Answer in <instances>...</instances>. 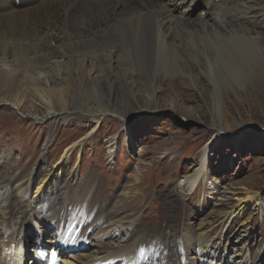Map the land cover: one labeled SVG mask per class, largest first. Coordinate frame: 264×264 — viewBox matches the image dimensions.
I'll use <instances>...</instances> for the list:
<instances>
[{"label":"rangeland","instance_id":"1","mask_svg":"<svg viewBox=\"0 0 264 264\" xmlns=\"http://www.w3.org/2000/svg\"><path fill=\"white\" fill-rule=\"evenodd\" d=\"M239 1L256 6L248 20L259 29L264 48V0L222 3L233 6ZM204 9L205 1L195 0L187 15L196 17ZM149 51L146 55L155 63L171 60L163 52ZM245 52L252 54L250 64L242 65V84L228 80V74L221 83L216 71L221 64L213 60L209 70L201 69L200 64L210 59L207 55L185 56L182 64L188 77L160 64L162 70H151L154 74L140 72L134 92L84 93L85 107H77L75 97L69 96V112L49 116L32 88L44 89L41 93L66 89L67 76H54L53 64L31 73L22 71L28 77L21 79V108L4 102L0 89V213L13 205L14 182L20 178H32L30 196L35 198L22 217L25 235L20 241L25 240L28 252L21 264H48L51 258L55 264H83L125 244L133 250L131 264L138 259L141 264H175V260L178 264H264V50L248 46ZM75 55L62 59V68H74L75 61L83 58ZM84 62L87 68L107 64ZM30 74L48 79L45 86L49 88L45 89V78L38 84ZM76 74L73 71L72 76ZM105 77L113 79L111 74ZM116 81L122 84V73ZM124 81L131 83V79ZM172 85L177 90L170 89ZM215 88L223 90L224 124L222 114L213 107ZM97 97L120 107L121 116L108 110L101 120L92 119L88 112L98 106ZM32 104L39 116L28 111ZM215 134L219 138L213 142L205 177L193 194L181 196L177 183L198 165ZM71 147L65 170L52 189L34 195L38 182L53 177L54 164ZM95 190L97 200L90 203L88 198L85 206L82 200ZM246 191L253 193L251 200L238 204ZM54 196L61 201L68 198L73 210L70 206L60 217L50 213L49 207L56 204ZM101 204L107 208H100ZM128 221L135 223L134 232L122 229ZM69 223L80 228L68 229L77 243L65 249L61 228ZM117 224L120 233L114 236ZM125 258L115 257L110 264H130Z\"/></svg>","mask_w":264,"mask_h":264},{"label":"bare ground","instance_id":"2","mask_svg":"<svg viewBox=\"0 0 264 264\" xmlns=\"http://www.w3.org/2000/svg\"><path fill=\"white\" fill-rule=\"evenodd\" d=\"M194 1L0 0V63L7 65L0 64L2 100L14 104V107L21 108L20 105L24 101L21 79L22 77H28V75H22V71L43 70L49 63L53 64V69H55L53 70L55 71L54 76H67V85L65 84L66 89L60 91H54L50 88L48 92H44L45 90L42 89L45 98L41 93L42 90L32 88L36 99L44 107L45 115L48 116L63 113V111L69 112L66 107L69 103L67 102L69 96L75 97L77 107L80 104L85 107V102L81 101V95L84 93L99 96V93L103 90L110 93H119L122 89L134 92V87L137 86L134 79L140 78V72L143 69V71L149 73H152L151 70L155 72L159 69L162 70L159 67L160 64L161 67L163 64V66H167L166 69L172 68V71L175 70L181 75L187 76L185 66L182 64V59L185 56L207 55L210 59L207 60L208 62L203 61L200 64L204 67L201 69L209 70L210 60H213L221 64L220 70L215 64L221 83H225L223 77L228 74L230 76L228 80L233 79L237 84H242L244 82L242 79L244 77L242 65L247 62L250 64L248 56L252 54V52H245V48L250 46L260 51L264 50L259 29L256 30L255 26H250L251 21L248 20L250 12L256 6L249 4L248 1H239L231 6L222 3L223 0L220 2H217V0H204L206 9L198 12L195 17L187 15V9ZM128 41H131V44ZM151 48L155 51V55L163 52V54L170 56L171 60L163 63L157 56L159 61L157 60L156 66L155 61L146 55ZM75 54L78 55L77 57L82 56L83 58L75 61L74 68L70 67L69 70H66L68 68H62V59ZM84 59H88V61L90 59L95 63L103 60L107 64L104 67L89 65L90 67L87 68ZM151 61L153 63L150 64ZM73 71L78 74L72 76ZM105 73L113 75V79L110 80L106 77V79H102V76L106 75ZM120 73H122V84L116 81ZM158 74H155V76H158ZM36 76L38 77L31 76L34 79L33 81L38 82V84L43 82L44 79L42 80V78L45 77H41L42 75ZM125 79H131V83H126ZM47 80L45 78L44 86L47 84ZM154 80L155 78H153ZM221 85L225 87V85ZM229 85L232 86L230 83ZM46 86L45 89L47 90L49 87L46 88ZM170 89L177 90L176 85H172ZM222 91L221 88H215L214 91L217 96L214 97L213 107L220 114H222L223 109H226ZM98 99L97 97L99 104H94V106L98 104L95 110L93 107L89 108L88 113L93 117L92 119L101 120L108 110L116 111L121 116L120 107L111 105L110 100L104 103ZM57 106L61 108L57 109ZM30 107L31 109L28 111L31 112V115L39 116L35 112L38 107H35L34 104ZM222 116V124H224V114ZM218 138L219 134H215L213 140L202 150L198 165L187 172L183 176L184 178L177 183L176 187L181 196H188L197 190L200 185L199 181L205 177V169L209 167L211 149L214 146L213 142L217 141ZM72 147L65 150L54 164L53 177L38 182L35 192L33 191L34 195L52 189L54 180H57L65 170ZM31 183L32 178H20L16 183L14 182L16 184L14 190L15 201L11 208L9 207V209L0 213L2 217L0 219V264H21L24 255L28 252L25 240L23 243L20 240L25 235V231L21 226L22 217L27 211L31 210L35 202V198L32 197L33 194L30 196ZM94 194H96V190L91 195L89 192L87 198L82 200L85 206L86 199L89 198L90 203L97 200L94 198ZM252 194L251 191H246V196L240 198L238 204L243 202L245 204L247 200H251ZM54 197L56 204L52 205V208L49 207V210H51L50 213H56L60 217V214L71 206L70 200L67 198L66 201H61L60 197ZM65 205L67 206L64 208ZM45 206H49L48 203ZM72 207L70 210H73ZM99 207L104 210L107 208L103 204ZM70 214L71 211L68 217ZM106 214L109 216V212H106ZM118 224L113 230L114 236L120 233ZM134 224L133 221H128L122 223L121 226L122 229L128 227L129 230L131 229L134 232L136 229ZM78 228L80 227L74 226L73 223L66 224L61 228V232L64 234L63 247L65 249L74 247V244L77 243L76 235L68 233V229L78 230ZM106 233L108 234L110 231ZM36 249L39 255L41 250L38 247ZM132 252L130 245L125 244L119 246V248H111L105 256H99V258H95L96 260L83 264H110L113 258L122 257V255L126 257L125 261L131 264L134 261ZM164 256H167V254H164ZM139 262L141 261L138 259L135 264H141ZM166 262H160L159 264H165ZM48 264H55L54 259L51 258ZM175 264H178L176 260Z\"/></svg>","mask_w":264,"mask_h":264}]
</instances>
